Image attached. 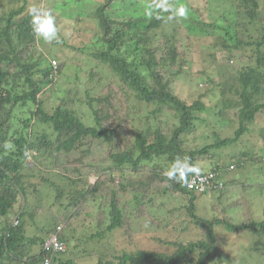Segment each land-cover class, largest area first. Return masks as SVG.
Wrapping results in <instances>:
<instances>
[{"label":"trees","instance_id":"1","mask_svg":"<svg viewBox=\"0 0 264 264\" xmlns=\"http://www.w3.org/2000/svg\"><path fill=\"white\" fill-rule=\"evenodd\" d=\"M17 2L22 3L0 14V264H85L84 260L93 254L99 257L92 264H238L222 258L216 248L214 228L221 224L230 230L253 229L254 236L260 240L255 239L249 247L242 248L238 259L246 261L244 257L254 254L264 256L261 237L264 219L250 221L247 218V221L233 224L217 214L198 216L195 206L201 194L217 195L216 199L223 196L227 186L220 178L223 168L242 164L240 161L246 154L240 153L237 162L225 165L215 149L249 131L248 124L255 122L256 114L264 110V0H218L217 14L206 12V4L197 0L203 6L201 10L199 7L193 9L199 18L190 8L193 13H189L187 20L174 16L177 0H103L93 16L101 44L93 48L92 57L101 69L109 70L121 83L125 99L132 97L136 104L131 107L111 103L110 99L118 98V92L108 99L100 97L101 92L91 94L92 91L85 89L83 98L79 97L76 87L65 89L58 103L46 105L43 94L55 82L62 64L54 69L38 50L32 16L25 11L26 0ZM117 3L123 6L113 11ZM133 3L140 5V13L137 7H128ZM126 9L128 15L123 12ZM170 16L173 18L169 19ZM200 42L213 48L220 46V52L226 54L227 66L234 60L238 62V58L243 62L235 66L233 72L223 76L220 72L217 85L209 75L204 79L206 90L210 88L206 82H210L222 93L218 116L228 108H238L235 114L239 126L235 137L216 138L198 147V139L191 135L198 118L196 112L203 109L205 103L200 100L187 103L181 99L173 92L170 77L186 73L183 63L189 56L184 50L192 56L197 49L192 47ZM209 55L214 57L215 52ZM75 103L87 107L92 124L84 123ZM142 105L153 106L149 113L153 118L148 115L142 129L128 131L127 127L122 131L120 119L112 125L103 123L104 120L108 122L103 106L125 111L130 121L139 114ZM164 109L177 117V123L169 129L154 120L156 113ZM212 134L218 136L215 131ZM97 149L107 154L101 167L90 160ZM205 158L212 167L201 172H214L222 186L203 193L188 190L187 178L200 172L197 166ZM178 159L187 160L191 170L183 177L178 172V178L170 180L166 173ZM30 162H33L32 167L27 166ZM43 165L53 168L56 177L64 178L71 185L84 181L83 188L65 189L64 184H55L45 173L51 170H44ZM83 170L98 172L94 183L87 184L86 177L81 176ZM128 172L143 174V177L130 179L126 176ZM106 173L108 182L100 179ZM30 175L37 178L38 183L26 178ZM43 182L55 187L53 200L59 208L57 220L42 228L46 233L44 238L26 234L24 220L25 215L30 219L34 217V212L25 209L31 194L29 189L37 194ZM152 182L159 183L152 189L161 195L181 193L188 198L186 212L204 229L203 236L194 240L167 241L166 244L174 247L171 253L137 248L133 251L122 249L111 258L100 257L107 252L102 247L103 239L120 229L124 219H130L129 215L135 217V212L140 213L138 211L145 208L142 194L151 189ZM128 192L131 195L125 199L127 206L124 207L120 197ZM103 199L107 202L108 215L104 228L94 231L92 224L72 220L71 215L78 205L97 200L100 207ZM151 214L148 211L147 216ZM12 219H18V223L11 225ZM53 233L62 244L61 249L47 245Z\"/></svg>","mask_w":264,"mask_h":264},{"label":"rangeland","instance_id":"2","mask_svg":"<svg viewBox=\"0 0 264 264\" xmlns=\"http://www.w3.org/2000/svg\"><path fill=\"white\" fill-rule=\"evenodd\" d=\"M177 1L174 4L175 9L180 6L187 9L186 16L180 17L183 20L189 19V13L192 14L196 8L199 7L201 10L203 7L202 3H198L197 0ZM217 1L203 0L206 4V12L209 10V12L217 14ZM102 2L103 0H26L25 11H29L34 5L39 8L51 9L59 30V43H46L40 39L37 41L38 50L47 57V62L53 66H55L52 62L53 60L56 61L58 66L62 64L55 82L49 85L43 94L46 105L58 103L65 89L70 90L71 87L79 89V97H85V89L92 91L91 94L101 92L100 97H107L108 99L118 92V98L110 99L111 103L126 105V107L136 104L131 100L132 97L125 99L121 93V83L110 74L109 70L101 69L93 60V48L101 44L98 39L99 29L97 21L93 19V16L94 11ZM21 3L17 2V0H0V14L9 11L13 7H18ZM116 6L113 7V11L121 10L123 5L122 3H119V5L117 3ZM132 6L137 7V13H140L138 10L139 4L128 5V7ZM190 8L194 10L191 11L189 10ZM123 12L128 15L127 9ZM194 14L199 18L195 11ZM178 20L180 23L181 20ZM169 27L170 29L172 28L171 26ZM169 27L167 28L169 29ZM200 44L201 42L198 45L197 43L194 44L192 49L194 47L197 49L192 53V56L188 50H184L186 56H189L188 60L183 63L186 73L170 77V86L173 92L180 96L181 99H184L187 103H193L196 100L205 103L203 109L196 112L198 118L194 121L195 129L191 135L198 139V147L211 143L216 138L235 137L234 132L239 126L237 115L235 114L238 108H228L223 115L218 116L221 109L219 100L222 93L218 90V86L210 82H206L210 87L209 90H206L204 79L207 78L206 75H209L213 80L212 82L217 85L220 72H222V76L225 73L233 72L234 67H238L243 62L242 58H238V62L234 60L232 63L229 62V66H227L226 54L225 52H220V46L216 45L213 48L208 43ZM211 52H215L214 57L209 55ZM140 69L142 70L143 68L141 67ZM75 107L84 123L92 124L93 121L91 116L89 117L87 107L84 104L77 103H75ZM103 108V111L107 112L105 114H107L108 120V122L103 121L104 125L107 123L112 125L113 122L116 123L120 119L122 131L126 130L127 127L128 131H130L143 128L147 121L146 117L151 112L150 110L153 109V106L142 105L139 114L134 115V118L130 121L126 113L124 114L125 111H118L111 108V106H103ZM149 116L152 117L153 115ZM155 117L154 120L156 119L160 125L167 129L177 123V117L168 109L156 113ZM117 124L119 125V123ZM248 129L249 131L244 132L240 138L215 149V152L220 154L219 160L223 161L225 165L230 164L231 161L233 163L237 162L240 158V153L246 152V154L240 161L242 164H238L231 169L223 168L220 178L227 183V186L225 193L220 199H216L217 195L210 196V194L198 196L197 200H195L196 215L211 217L213 214H217L233 224L247 221V218L250 221H262L264 219V110L256 114L255 122L249 123ZM212 131H215L218 136L213 135ZM122 144L125 147L126 142L123 141ZM106 155L104 150L97 149L90 156V160H95L97 166L101 167ZM70 161H73L72 158ZM199 165L197 170L200 171L208 170L212 167L211 162L206 158L200 160ZM27 166L32 167L33 162H30ZM44 167L48 166L43 165L44 170H51L45 173L55 184H64L65 189H69V187L83 188L84 181L71 185L64 178L56 177L54 174L56 171L53 168H50V166L49 168ZM92 171L94 172L95 170L82 171L81 176L86 177L87 184L94 183L96 178H98V172L90 173ZM126 176H130V179H141L143 174L140 176V174L133 175L128 172ZM26 178L30 182L32 180V182L38 183L37 178L33 176L31 178V175L26 176ZM100 179L108 182L109 175L107 173L102 174ZM48 185L47 182H43L37 194L29 189L31 194L28 196L25 209L34 212V217L30 219L28 216H24L26 234L28 235L36 234L43 238L46 237V233L42 231V228L52 225L58 218L55 216L58 214L59 208L56 203L54 204L53 200L55 187H49ZM158 185V182H152V184L150 183L151 189L147 192L141 190L144 193L142 194V200L145 203V208L139 210L138 212L140 213L135 212L136 218L134 215H129L132 218H125L124 224L120 229H115L112 234L103 239L102 247L107 252H104V255L100 257L111 258L120 254L122 249L133 251L137 248L171 253L174 247L166 244L167 241L194 240L203 236L204 229L196 225L193 218L190 215L188 216L186 212V206L189 205L188 198L181 195V193L161 195V192H155L152 189ZM101 191L104 192L105 188L101 189ZM130 195L131 193L128 192L120 197L124 207L127 206L125 199L129 198ZM151 197L152 201L148 202ZM97 202V200H89L78 205L71 215L73 216L72 220L77 219L78 223L92 224L94 231L99 227L104 228L108 221V215L105 210L107 202L103 199L100 207ZM131 206L132 204H130ZM127 211L128 214H131V211L126 209ZM148 211L152 213L150 217L147 216ZM214 232L216 248L225 260H233L231 262L238 264H264V256L258 254L244 257L246 261L238 259L241 257L242 248L245 246L249 247L250 243L255 239L260 242L254 236L253 229L230 230L221 224L214 228ZM262 234H264V231ZM261 237L264 240V235ZM33 248L36 250L35 246ZM98 257L99 255L93 254L88 256L84 262L85 264H92ZM208 264L216 263L210 262Z\"/></svg>","mask_w":264,"mask_h":264},{"label":"clouds","instance_id":"3","mask_svg":"<svg viewBox=\"0 0 264 264\" xmlns=\"http://www.w3.org/2000/svg\"><path fill=\"white\" fill-rule=\"evenodd\" d=\"M165 10H169L165 7ZM30 15L32 16V30L37 39L43 40L46 43L56 42L59 43V30L56 25L55 17L51 11V9L39 8L35 5L32 6L29 10ZM174 16L177 17H185L187 13V9L183 6H180L178 9L173 10ZM149 15L151 13H148ZM173 16H170L169 19H172ZM55 66L52 65L54 69L57 68L56 61H52ZM9 145H6L8 147ZM191 170V167L187 160H177L172 168L166 173L168 179H177V173H180V176L183 177L187 174L188 171ZM18 223V219H12L11 225H16Z\"/></svg>","mask_w":264,"mask_h":264},{"label":"built area","instance_id":"4","mask_svg":"<svg viewBox=\"0 0 264 264\" xmlns=\"http://www.w3.org/2000/svg\"><path fill=\"white\" fill-rule=\"evenodd\" d=\"M185 185L188 190H192L196 193H203L210 191L214 187H221L222 181L219 180L217 174L212 171H200L191 174L187 178ZM47 245H51L54 249L62 248V244L58 241V237L55 233L49 236Z\"/></svg>","mask_w":264,"mask_h":264},{"label":"bare ground","instance_id":"5","mask_svg":"<svg viewBox=\"0 0 264 264\" xmlns=\"http://www.w3.org/2000/svg\"><path fill=\"white\" fill-rule=\"evenodd\" d=\"M225 214V213H224ZM66 227V226H65Z\"/></svg>","mask_w":264,"mask_h":264}]
</instances>
